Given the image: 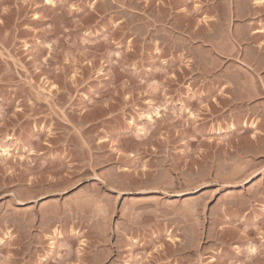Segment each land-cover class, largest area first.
Instances as JSON below:
<instances>
[{"label":"rangeland","instance_id":"1","mask_svg":"<svg viewBox=\"0 0 264 264\" xmlns=\"http://www.w3.org/2000/svg\"><path fill=\"white\" fill-rule=\"evenodd\" d=\"M0 264H264V0H0Z\"/></svg>","mask_w":264,"mask_h":264},{"label":"bare ground","instance_id":"2","mask_svg":"<svg viewBox=\"0 0 264 264\" xmlns=\"http://www.w3.org/2000/svg\"><path fill=\"white\" fill-rule=\"evenodd\" d=\"M45 1H46L47 4H49V3L51 4V0H45ZM257 2H258V3H261L262 0H257ZM233 48H234V47H233ZM156 109H157V108H156ZM156 112H157V110H156ZM154 113H155V112H154ZM156 115H157V114H156ZM149 118H150V117H149ZM248 127H249V126H248ZM6 152H7V151H6Z\"/></svg>","mask_w":264,"mask_h":264}]
</instances>
